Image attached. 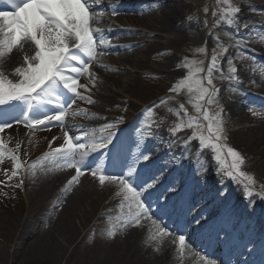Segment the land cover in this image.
<instances>
[{
	"label": "snow or ice",
	"instance_id": "1",
	"mask_svg": "<svg viewBox=\"0 0 264 264\" xmlns=\"http://www.w3.org/2000/svg\"><path fill=\"white\" fill-rule=\"evenodd\" d=\"M107 11L112 16L118 14L109 0H0V61L14 50L23 54L22 62L11 72L0 67V176L3 177L0 179V195H8L5 188H22L24 177H34L38 166L41 171L46 170L48 164L55 165L57 169L74 170L60 190L65 195L72 191L74 185L80 184V178L88 172L98 179L101 186L108 182L118 189L120 212L109 217L115 221L107 229L109 238L115 237L118 229L146 226L148 239L154 242L155 251H160L161 243L172 237L171 243L181 258L188 252L198 258L199 264H218L208 255H201V250L192 249L185 234L166 227L163 216L177 210L185 216L192 214L191 222L200 227L207 223V218L202 211L196 210L197 205L190 199H184L179 208L175 202L170 204L171 197L177 194L175 181L162 188L161 185L168 165L182 166L185 159L192 163L195 158L200 164L199 171L206 173L204 153L210 151L220 182L230 180L236 183L249 211L255 210L256 199L264 201V182L257 187L255 174L245 170V155L228 143L226 111L220 103V88L215 82L227 81L230 93L244 94L239 88L243 81L234 61L258 62L253 50L246 47L255 35V29L249 36H240L241 29L249 28L247 22L242 23L238 19L240 7L233 0H216V8L211 13L216 18L213 28L223 23L233 31L224 32L228 37L227 43L219 34L210 31L215 47L211 49L206 67L204 60L188 56L177 65L187 72L173 83L169 92L183 94L186 100L178 103V107L167 108L175 120L165 129L168 136H161L158 141L168 148L170 159L158 172L145 175L141 168L153 156V151L147 148V140H155L165 123L164 118L156 119V105L146 108L145 119L136 129L138 138L128 143L119 136L125 119L123 115L108 120L81 106L96 103L92 92L98 78L92 70L93 65L98 64L100 57L112 48L119 47L113 45L111 39L104 38V32L110 33L111 30L93 26ZM203 11L207 15L209 9L205 7ZM187 19L190 21L191 17ZM230 48L236 50V55L227 56L225 72L221 61ZM194 51L206 55L208 50L206 46H200ZM259 63L264 66V62ZM99 66L108 68L104 64ZM175 99V95L168 96L160 104ZM186 105L191 106V112ZM115 107L120 109L119 104ZM248 111L253 116H264V110H256L254 106H249ZM87 119L107 122L95 127L79 123V120ZM21 125L26 129V143L5 135L6 130ZM53 126L60 128L61 135L44 138L47 149L31 159L30 153L39 143L37 132L50 131ZM187 130L190 134L186 138L178 135ZM193 142H196L195 149L192 148ZM173 145L180 148L179 156L174 154ZM5 163L9 167H3ZM109 164L118 169L117 174H106ZM153 195L159 217L153 212L152 204L147 202ZM221 232L223 229L216 232V240L227 242L228 233L224 232L222 238Z\"/></svg>",
	"mask_w": 264,
	"mask_h": 264
},
{
	"label": "bare ground",
	"instance_id": "2",
	"mask_svg": "<svg viewBox=\"0 0 264 264\" xmlns=\"http://www.w3.org/2000/svg\"><path fill=\"white\" fill-rule=\"evenodd\" d=\"M253 1H259L262 5H264V0ZM110 4L112 7L117 8L118 14L116 16H112L110 11H107L105 13H110L113 18L119 21L127 20L129 23L135 25H140L141 23L146 24L150 27V30L152 32H142L129 28L114 29L112 24L105 21L106 14H104L102 19L97 22L100 25H104L106 27V30H111L110 33L108 31L104 32V38L107 39L106 35L111 34L110 38H114L112 41H117L118 43L116 45L119 46L112 48L108 52V54L100 57L99 63L94 64L92 67L93 72L96 73L98 78L99 84L96 86V89L99 93H93V98L96 100V103L94 105L86 106L89 107L90 111L96 112L101 116L104 115V112H102L101 107L99 106L98 101L100 97H102V95L104 96V98L102 99L103 103H109L110 101L116 102L118 99V95L110 90L111 85H114L116 88L122 87L125 92L129 93L131 92L130 84L128 82L123 84L120 80V77L122 75H126L129 78H137V75L134 73L117 71L120 69L121 65L127 64L131 68H140L143 65V59L147 58L154 49L162 48L167 45L180 42L182 34L190 27L195 29L201 28V25L196 21H194L192 24L179 22V20L177 19V6L179 5L178 2H172L170 0H132L131 2H127V0H113ZM156 7H159L158 12L160 14L150 22L149 19H147L149 17V11L151 10V8L155 10ZM240 7L242 13L239 21H252L255 22L259 27L252 28L249 25L248 29H241L239 35L249 36L253 29H255L256 36L263 35L264 28H262L261 26L264 25V9L244 3H242ZM145 19L147 20L140 21ZM213 24L214 22H211L207 26V29L213 28ZM93 26L95 27L94 24ZM216 29H219L223 34L225 31H233L232 29L227 28L226 25H221L219 27H216ZM162 33L167 34V36H163ZM220 38L225 43L228 42V40H223L222 37ZM254 42L255 41L253 37H251V42L246 46L254 49ZM127 47H134L131 53V55H133L134 57L131 60H126L124 57V54L129 53V51L125 52V49ZM117 49H119L120 51H116ZM226 54L235 56L236 50L230 48L229 53ZM22 56L23 54L21 52L14 50V52L10 54L9 57L5 58L3 61H0V67H2L6 72H11L12 69H14L16 66H19V64L22 62ZM257 61L258 62L256 64H254L251 60L240 61V64L237 67L239 70L238 74L243 81L239 85V88L244 93L243 95L230 93L228 91V82L224 81L225 84L223 86V89H226V91L224 92V105L227 108L238 109L243 104H256L261 108L258 110H264V66H261V64L259 63L264 62V59H258ZM99 64L107 65L108 68L102 71L99 69L101 68ZM247 64H250V66L248 67V71L250 73L258 74V77L256 78L254 83H246V81L243 80V77H245L246 75H243L242 71L243 67ZM115 66L117 70L115 69ZM246 77L249 78V75H247ZM82 82H85L83 78ZM166 104L168 107H175L173 100L167 101ZM83 105L84 104H81V106ZM119 105L121 108L122 105ZM111 111L113 112L112 114H116V116L113 117H117L120 109H117L116 107L114 109L111 107ZM248 114L251 118L256 117L253 116L250 112ZM132 116V114H127V116H125L124 123L128 122L132 118ZM242 122L243 120H240L238 123L233 122L232 124L235 125ZM83 123L89 125L96 124V126H98L99 124L105 122L98 119H87L83 120ZM259 129L263 130L264 128ZM73 131H75V129H73ZM60 133L61 130L58 126L52 128L50 131L46 130L42 132L40 136H37V138L39 139V143L34 148V150L31 151L30 157L34 156L32 155V153L37 150L41 152L45 151L47 140L44 138L51 139V137L54 135L60 136ZM20 139L25 140L22 137ZM59 142L62 141H58V143ZM153 144L156 145L155 149L158 148L156 150V153L160 155V159H165L169 156L168 148L165 145H157L156 143ZM173 147L176 149V145H173ZM192 148L195 149V147L193 146ZM174 154H177L176 150ZM204 158L208 166L209 160L206 158L205 153ZM256 161L258 160H251L249 163L257 164L258 162ZM154 162L155 160L151 163H146L141 168L142 173H144L145 175H151L152 173L158 172V170L163 168L160 165L153 166L152 164ZM183 162L188 165L197 163L195 158L193 159L192 163H189L187 159H185ZM3 167H9V164L5 163ZM47 169H53V178L55 180L51 181L48 184V188H58V190L56 191V197H62V199L53 201V216L48 215L46 217L45 225L49 226L48 230H50L51 233L49 232L48 235L43 236L40 242L37 240L33 244H25L21 248H16L15 251H13L10 255L5 249L0 250V259L3 260V262H1L0 264H60V261L64 262L70 259L68 254H70L74 249L72 248L71 252L69 253L70 245L74 242L72 238H74L75 236L72 232H75L76 230V228H73V224L71 221L75 212H73L72 210L71 213H68L67 216H65L64 210L66 208L70 209V206L73 202H75V199L77 200V202L83 201V197L85 196V194L83 193L82 177H86V172L80 178L81 183L78 185H74L72 191L65 195L62 194L60 190L73 174L70 172H63L62 169L55 168V165L53 164H48ZM167 176L168 174H164L163 179H165ZM172 181H174V178L170 177L165 184L167 185ZM14 182L15 181H13V183ZM105 184H107V187L103 191L102 195L100 197L94 198V200L92 199L91 201L92 206L99 201V219H102L109 211L113 212L114 217L120 212V198L116 195V192L118 191L117 187L108 182H106ZM232 188L233 185L230 182L223 184V190L225 192H229V190H232ZM6 191L8 192V195L5 197L3 196L0 203V209H2L3 213L5 214L4 216L3 213H0V240L1 242L9 241V243H11L13 241L12 238L18 240L21 239L22 236L27 234L23 230V227L20 229L18 236L14 233L15 228L20 226V213H22V211L25 212V203L22 201L21 197L17 198L16 195L14 196V199H11V196L14 195L12 194L14 192V188H7ZM44 191L42 193H44ZM183 191L184 189L179 190V188H177V194L171 197L170 204L173 202L176 203ZM46 194V192L42 194L43 198ZM6 197H9L10 199L7 200L5 199ZM239 197L240 196L238 194L234 195L233 199L231 200V204L236 202ZM149 203L152 204V207L156 204L155 200H152V202ZM34 205H36V201H30L29 206L31 207V209L34 207ZM65 206L67 207L64 208ZM80 207H82V205ZM14 213L18 214L19 216H15ZM208 213L209 215L205 216H209V220H211L214 212L213 210H210L208 211ZM229 218V213L224 212L220 217V227H227ZM247 220L248 218L242 222V225L238 228L236 235H234L231 239V243L233 244L235 243V241L239 242L240 236L245 237L242 246H239L240 250H243V246L246 245L252 237V228L246 231V228L244 227V224L247 222ZM145 225H147V222H145ZM256 227L257 224H255V228ZM188 228L189 230H186L187 233L185 234L186 237L189 234L194 233V231H198L200 229V226H197L194 222H189ZM56 234H60L62 236L64 235L66 244H68V246H65L58 239L59 237H57ZM121 236L123 238H121ZM171 239L172 237L166 238L160 245V251L157 252L155 251L154 242H150L148 239V231L146 226L144 228H123L120 230V238H118V242H116L113 247V250L115 251L112 253L114 256L113 261L117 260L116 264H199V260L194 254H189L188 252H186L184 257L181 258L177 253L175 246L171 243ZM80 241L81 240H79V242ZM209 252H211V249H206V254L209 255Z\"/></svg>",
	"mask_w": 264,
	"mask_h": 264
},
{
	"label": "rangeland",
	"instance_id": "3",
	"mask_svg": "<svg viewBox=\"0 0 264 264\" xmlns=\"http://www.w3.org/2000/svg\"><path fill=\"white\" fill-rule=\"evenodd\" d=\"M170 1L172 2L176 1L179 3V5L177 6V12H178L177 19L179 20L180 23H182L184 18L188 20L187 17L189 16L191 17V20L197 19L199 21H202L204 19V20H207L208 23L211 20L215 19L211 15V13H212V10L216 8V0H181V1L180 0H174V1L170 0ZM205 7L209 9L207 15H205L203 11ZM158 10H159V7L158 9L154 11L150 10L149 17L147 18L149 19L150 22L154 20L157 15L160 14ZM147 19L140 20V21H146ZM107 20L109 22L112 21L111 17H108ZM121 24H123L124 26L133 27L137 30L152 32L150 30V27L143 23H141L140 25L132 26V25H129L130 24L129 22L123 21ZM116 27H122V26L116 23ZM215 32H218V31H215ZM163 35H166V34H163ZM255 41H256L255 42L256 44H259L258 46L263 47V49L261 50L264 51V40L261 41V39H259ZM203 43H205V45H203ZM168 46L169 47L167 48V51H163L164 52L163 54L161 55L159 54V56H154V57L150 56V57L144 58L142 67L140 69L134 68V70L138 69L135 72H129L128 70L130 69V66L128 65H126L125 68L124 67L121 68L127 73H135V74L137 73L139 75L137 76V78H134V77L129 78L126 75H122L120 77V80L123 84H125L126 82L130 84L131 86L130 93H124L125 91L123 90L122 87L116 88L114 85H111V88H110V90L116 92L118 97H121L120 98L121 100H124L125 102L132 105L133 106L132 109L135 112H138L139 109L145 104L154 101V103L157 105L154 108V111L157 114L156 119L159 120V117L161 116L162 118H164V121H165L164 125H162L161 128L159 129V132L163 134H165V129L175 120V116L172 113L167 112L166 106L159 103L160 101L159 98H161V95L164 93L166 88L169 89L173 85V83L176 81V79L183 77L187 72L186 69H184L183 67L178 68L177 65L182 64L183 58L185 57V55H191L193 56V59L203 60V55L195 53L194 49L196 47L206 46L207 50H209V53H211V49L215 47V42L211 39L210 33L208 34L204 32V28L202 30H192L189 28L185 30L184 33L182 34L180 42L174 43ZM157 50L159 49L156 48L153 50V52H156ZM176 53H179V55H177ZM132 58L133 57L131 55L126 56V59L128 60H131ZM159 60L162 61L161 65L160 63H156ZM234 62L237 64L236 61ZM206 65L207 64L205 63V67ZM169 67L171 71L168 70ZM225 68L227 69V64ZM155 71L159 73L158 79L150 76L152 74H156ZM95 89L96 88L93 89V92ZM96 91L94 93H96ZM175 96H176L175 101L177 102L175 107H178V103L182 102V97L186 100V97L183 94H179ZM103 98L104 96L102 95V97H100V100H102ZM120 99H118V101H121ZM220 99H221V96H220ZM186 106L189 107V111L191 112L192 111L191 106L190 105H186ZM235 111L237 112L233 113L234 115L233 117H238L239 119L240 118L242 119L247 116L246 108H243L241 110L242 112H240L239 110H235ZM144 119H145V116L141 117L138 120L135 126V129H134L136 135H133L130 138L129 142L133 139H137L136 129L140 127L141 122ZM261 127L264 128V124ZM257 128L259 127L254 128V126H249L246 129H242L239 131L237 130L231 134H228L229 136L228 143L231 146L235 147L237 150L241 151L242 154L245 155L246 164H248L251 160H256V159L258 160L256 161L258 162L257 164L249 163L247 166H245V170L248 172L254 173L257 179V182L259 184L260 182H264V131H260ZM187 131L190 132V130H187ZM180 135L185 137L184 132L180 133ZM193 145L196 146V142H193ZM206 153L207 155H210V159H211L212 156H211L210 151H206ZM211 162L213 164V168H215L214 161L212 159H211ZM47 172L48 170L42 171V172H36V175L34 177L30 175H26V177L32 181L37 180L38 182L43 183L44 185V183H48L49 181ZM206 174L207 176L204 177L203 179L208 180L207 182L211 184H214L215 180L220 178L216 175V172L214 173L206 172ZM40 176L41 177L44 176V178L40 179ZM83 180H85L83 181V193L85 194V196L83 197V201L77 202V200L75 199V202L72 203V205L70 206V209L66 208L67 206L64 207L66 208L64 210V213H65V216H67V214L71 213L72 210L73 212H75L71 222L73 224V228H76V230L75 232H72L74 233L75 236L74 238H72L74 242L70 245V249L74 247L76 240L81 239V238H85V239H83V241L80 243L81 246L78 249L76 248H75L76 250L74 249L75 252L72 254V256H70V259L64 262L60 261V264H116L117 260L113 261L114 256L112 254L113 252H115L113 250V247L115 244V237L109 238L107 236L106 233H107L108 228L105 227L99 230H95L94 232L91 231L90 235L85 236V233H84L85 228L89 225L90 223L89 220L93 217V214L97 210L96 208H97L98 202L95 205L93 204L92 206L91 201L92 199L94 200V198L98 197V195L99 197L101 196L102 186L98 184L97 182H94L91 180H87V179H83ZM238 190L239 188L237 189V191ZM26 192H27L28 199L30 197L31 199H35L34 194L37 192V188L33 187L32 184L29 183V188L26 190ZM201 194H205V200H206L205 202H209L212 199L214 200L213 204L217 207V209L219 208L218 201L219 199H221V197L219 196V194H217L216 189L214 190H210V189L204 190L203 189L201 191ZM196 198H198L197 195L195 199ZM259 201H260L259 199H256V204H255V206L257 207L256 211L258 213L260 212L262 208L261 203ZM262 202L264 203V201ZM203 203L204 202L197 203L196 204L197 208L201 206ZM39 205L40 204H36V206H34L36 208L31 213H28L29 208H27L28 214L27 213H26L27 215L23 214L22 221L20 222V224L22 225L23 230L27 234L22 236V238L18 240L14 238L13 246L17 242H19L18 243L19 245H17L16 247H19V248H21L25 244H29V245L33 244L37 240L40 242L43 236L48 235L49 232L51 233L50 230H47L46 232H42V231H43V224L45 228L46 222L44 218L46 217V215L49 214L53 216V203L47 202L45 208L41 211L40 214L38 213L39 207H37ZM81 205L82 207H80ZM83 205H84V208H83ZM262 214L264 215V209H263ZM18 228L19 227L15 229L16 235L20 231V228L19 229ZM117 234H118V230H117ZM56 236L59 237L58 239L65 246H68V244H66V239L64 238V235L62 236L60 234H56ZM10 246L11 244L9 242H1L0 240V250L5 249L6 251H8V253L9 251L12 252L15 246L12 248H10ZM1 262H3L2 259H0V263Z\"/></svg>",
	"mask_w": 264,
	"mask_h": 264
}]
</instances>
